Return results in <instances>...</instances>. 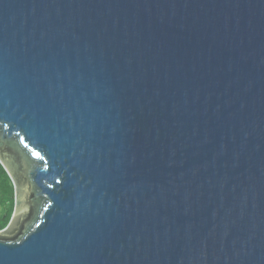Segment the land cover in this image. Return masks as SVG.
I'll return each mask as SVG.
<instances>
[{"label":"water","instance_id":"1","mask_svg":"<svg viewBox=\"0 0 264 264\" xmlns=\"http://www.w3.org/2000/svg\"><path fill=\"white\" fill-rule=\"evenodd\" d=\"M0 264H264V0H0Z\"/></svg>","mask_w":264,"mask_h":264},{"label":"trees","instance_id":"2","mask_svg":"<svg viewBox=\"0 0 264 264\" xmlns=\"http://www.w3.org/2000/svg\"><path fill=\"white\" fill-rule=\"evenodd\" d=\"M13 208L14 188L11 179L0 164V229L8 224Z\"/></svg>","mask_w":264,"mask_h":264}]
</instances>
